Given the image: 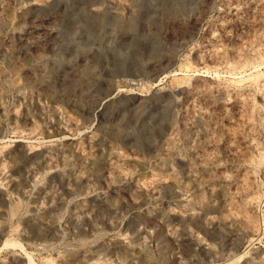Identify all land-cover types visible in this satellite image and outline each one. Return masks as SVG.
Wrapping results in <instances>:
<instances>
[{
    "label": "rangeland",
    "instance_id": "rangeland-1",
    "mask_svg": "<svg viewBox=\"0 0 264 264\" xmlns=\"http://www.w3.org/2000/svg\"><path fill=\"white\" fill-rule=\"evenodd\" d=\"M0 264H264V0H0Z\"/></svg>",
    "mask_w": 264,
    "mask_h": 264
},
{
    "label": "bare ground",
    "instance_id": "bare-ground-1",
    "mask_svg": "<svg viewBox=\"0 0 264 264\" xmlns=\"http://www.w3.org/2000/svg\"><path fill=\"white\" fill-rule=\"evenodd\" d=\"M30 261L33 262L32 257L30 256Z\"/></svg>",
    "mask_w": 264,
    "mask_h": 264
}]
</instances>
